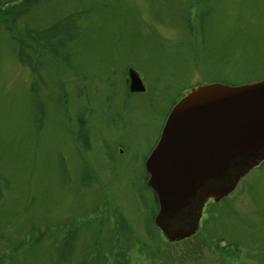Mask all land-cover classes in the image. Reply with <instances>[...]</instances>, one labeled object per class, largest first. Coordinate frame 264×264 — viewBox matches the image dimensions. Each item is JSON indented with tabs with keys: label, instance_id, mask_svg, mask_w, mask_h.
I'll return each instance as SVG.
<instances>
[{
	"label": "rangeland",
	"instance_id": "obj_1",
	"mask_svg": "<svg viewBox=\"0 0 264 264\" xmlns=\"http://www.w3.org/2000/svg\"><path fill=\"white\" fill-rule=\"evenodd\" d=\"M0 4V264H264V163L187 241L145 221L173 106L264 80V0Z\"/></svg>",
	"mask_w": 264,
	"mask_h": 264
},
{
	"label": "water",
	"instance_id": "obj_2",
	"mask_svg": "<svg viewBox=\"0 0 264 264\" xmlns=\"http://www.w3.org/2000/svg\"><path fill=\"white\" fill-rule=\"evenodd\" d=\"M131 91H144L132 73ZM264 161V82L193 90L172 110L146 163L155 220L170 242L196 234L205 204L233 192Z\"/></svg>",
	"mask_w": 264,
	"mask_h": 264
},
{
	"label": "trees",
	"instance_id": "obj_3",
	"mask_svg": "<svg viewBox=\"0 0 264 264\" xmlns=\"http://www.w3.org/2000/svg\"><path fill=\"white\" fill-rule=\"evenodd\" d=\"M2 5L0 4V9H1Z\"/></svg>",
	"mask_w": 264,
	"mask_h": 264
},
{
	"label": "flooded vegetation",
	"instance_id": "obj_4",
	"mask_svg": "<svg viewBox=\"0 0 264 264\" xmlns=\"http://www.w3.org/2000/svg\"><path fill=\"white\" fill-rule=\"evenodd\" d=\"M146 221V220H145ZM146 229V228H145Z\"/></svg>",
	"mask_w": 264,
	"mask_h": 264
}]
</instances>
